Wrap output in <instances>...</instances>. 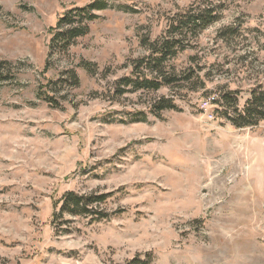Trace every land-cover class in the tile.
<instances>
[{
    "label": "rangeland",
    "instance_id": "374dc122",
    "mask_svg": "<svg viewBox=\"0 0 264 264\" xmlns=\"http://www.w3.org/2000/svg\"><path fill=\"white\" fill-rule=\"evenodd\" d=\"M91 1L0 0V264H264V121L227 118L264 88V0L79 16ZM185 13L209 22L178 30L159 72L149 45ZM160 99L174 108L152 113ZM67 192L107 196L80 215L60 211Z\"/></svg>",
    "mask_w": 264,
    "mask_h": 264
},
{
    "label": "trees",
    "instance_id": "16d2710c",
    "mask_svg": "<svg viewBox=\"0 0 264 264\" xmlns=\"http://www.w3.org/2000/svg\"><path fill=\"white\" fill-rule=\"evenodd\" d=\"M106 8V3L103 0H93L86 4L85 6L76 8L78 10L79 16L85 17L87 19L95 18V15L91 13L93 10H101ZM69 12L62 13L57 19L54 26L51 27L52 30H56L61 23L70 24ZM205 16L203 13H185L180 15L178 19L172 20L168 23L167 32L168 36L165 38L157 39L151 43L148 48L149 50V61L152 62V66L160 72L161 66L164 62L171 57H174L177 53V40L175 39V34L178 30L183 27H195L199 25H204L209 21H205ZM66 39L70 40L85 33L84 27H71L67 31ZM142 63L143 61H138ZM134 77H126L127 84H132L135 89H153L157 90L164 84V79H153L147 76L135 75ZM227 101V100H226ZM231 102V106L234 105V100L228 99ZM174 108V105L167 100L160 99L153 106L151 112L157 114L162 109ZM227 115V114H226ZM232 125L237 128L252 127L258 125L260 121H264V88L253 89L250 92V96L245 102L241 110L234 109L232 115L227 117ZM106 194L100 195H76L72 192H67L61 198L60 211L72 214L80 215H90L94 214L91 206L94 204H99L105 201ZM128 264H149L148 259H132Z\"/></svg>",
    "mask_w": 264,
    "mask_h": 264
},
{
    "label": "built area",
    "instance_id": "2783aa9c",
    "mask_svg": "<svg viewBox=\"0 0 264 264\" xmlns=\"http://www.w3.org/2000/svg\"><path fill=\"white\" fill-rule=\"evenodd\" d=\"M215 97L214 96H208L200 100L199 102V109L205 114L210 110L211 105L214 103ZM208 118H212V115L210 114Z\"/></svg>",
    "mask_w": 264,
    "mask_h": 264
},
{
    "label": "bare ground",
    "instance_id": "6f19581e",
    "mask_svg": "<svg viewBox=\"0 0 264 264\" xmlns=\"http://www.w3.org/2000/svg\"><path fill=\"white\" fill-rule=\"evenodd\" d=\"M219 192V191H218Z\"/></svg>",
    "mask_w": 264,
    "mask_h": 264
}]
</instances>
